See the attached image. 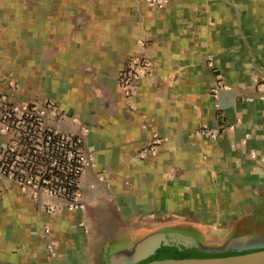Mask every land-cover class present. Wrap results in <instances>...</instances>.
I'll list each match as a JSON object with an SVG mask.
<instances>
[{"label": "crops", "instance_id": "obj_1", "mask_svg": "<svg viewBox=\"0 0 264 264\" xmlns=\"http://www.w3.org/2000/svg\"><path fill=\"white\" fill-rule=\"evenodd\" d=\"M140 42L151 67L126 89ZM261 81L264 0H0V91L54 102L50 122L90 159L73 209L0 177V264H119L156 232L264 233Z\"/></svg>", "mask_w": 264, "mask_h": 264}, {"label": "built area", "instance_id": "obj_2", "mask_svg": "<svg viewBox=\"0 0 264 264\" xmlns=\"http://www.w3.org/2000/svg\"><path fill=\"white\" fill-rule=\"evenodd\" d=\"M166 0H148L152 7H160ZM139 53L129 59L120 80L123 88L132 83L151 67L145 56V44H138ZM216 78H221L216 74ZM15 83L11 81L13 86ZM220 82L213 89V98L219 99L223 90ZM264 100V81L257 84ZM55 104L47 101L43 107L30 103L13 102L0 91V177L15 181L23 190L39 201V196L61 199L69 208H75L80 200L83 174L90 163L84 149L83 138L64 132L50 122L49 116H57ZM201 134L217 138L218 130L204 129ZM159 140L146 153L157 150ZM43 207L53 209L47 203Z\"/></svg>", "mask_w": 264, "mask_h": 264}, {"label": "water", "instance_id": "obj_3", "mask_svg": "<svg viewBox=\"0 0 264 264\" xmlns=\"http://www.w3.org/2000/svg\"><path fill=\"white\" fill-rule=\"evenodd\" d=\"M119 264H264V233L208 246L180 232H156L136 244Z\"/></svg>", "mask_w": 264, "mask_h": 264}]
</instances>
